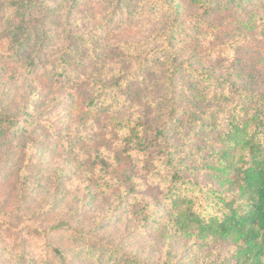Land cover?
I'll return each mask as SVG.
<instances>
[{
  "label": "rangeland",
  "instance_id": "rangeland-1",
  "mask_svg": "<svg viewBox=\"0 0 264 264\" xmlns=\"http://www.w3.org/2000/svg\"><path fill=\"white\" fill-rule=\"evenodd\" d=\"M171 1L179 6L180 29L168 44L162 0H45L48 33L17 55L10 26L18 20L0 7V264H48L52 243L70 255L69 264H121L110 259L115 248L149 264H243L233 242L186 237L162 224L160 182L143 176L134 157L122 162L121 173L104 158L118 157L123 138L92 100L101 93L109 101L118 91L120 118L158 126L167 115L166 66L175 55L177 63L221 76L224 85L264 88L262 16L247 23L257 0L237 10ZM40 16L38 8L30 14L33 23ZM40 43L30 73L26 57ZM188 70H179L176 81L180 105L195 107V123L213 102L198 95L200 80ZM190 86L196 95L185 93ZM198 138L170 135L187 175L218 187L220 177L206 167L210 144ZM70 229L87 235L73 241Z\"/></svg>",
  "mask_w": 264,
  "mask_h": 264
},
{
  "label": "trees",
  "instance_id": "trees-1",
  "mask_svg": "<svg viewBox=\"0 0 264 264\" xmlns=\"http://www.w3.org/2000/svg\"><path fill=\"white\" fill-rule=\"evenodd\" d=\"M162 1L165 4L161 9L168 10L170 15L167 28L164 30L166 41L170 44L180 29L178 22L180 11L179 6L173 4L171 0ZM207 1L218 4L222 9L223 7L231 9L233 6L237 10L234 6L245 5L247 1L252 0ZM159 2L161 3V0ZM0 7L7 8L18 20L17 24L10 26L13 33L14 55L23 53L33 45L32 43L42 42L41 39L48 33L46 26L50 13L45 0H4ZM37 8L41 16L33 23L35 19L30 18V14L37 12ZM255 9L262 10L256 13ZM263 11L264 0H257L255 7L248 12L247 23L255 20L258 22L257 17L262 16L260 24L264 26ZM28 18L29 26H22ZM41 46L42 43L38 45L33 56L26 57L28 59L26 68L30 73L34 72L35 60L43 50ZM91 52H94V49ZM68 53L60 55L64 54L63 56L67 57ZM175 57L176 55L174 59H169L166 66L167 115L157 124L158 126L153 127L146 121L144 124H138L137 120L120 118L117 112L124 96L118 91L109 101H105L107 96L101 93L92 100L94 109L104 112L109 123L113 124L123 138L118 142V151L115 152L118 157L113 156L112 152L104 154V158L108 156L106 164L113 172L121 173L122 162L128 157H134L135 166H138L143 176L151 175L152 179L160 182L159 201L167 211L164 213V222H160L167 228H172L176 233L186 237L196 235L200 238L228 240L236 244V257L241 263L264 264V88L237 85L235 82H226L224 85L219 82L221 76L177 63ZM184 67L189 69L190 76L199 78L198 95L213 102V106H210L206 113L201 115V120L197 119L195 123V119L190 115L195 107L181 106L179 100L177 88L179 82L176 81V75ZM191 89L192 86L187 87L185 93L188 96L196 95ZM1 133L0 128V135ZM172 133L180 134L184 140L192 135L209 142V150L205 156L206 167L220 177L218 180L220 186L203 183L187 175V169L183 164L184 154L170 139ZM199 133L202 135L197 136ZM80 138L82 139L81 136ZM156 149L162 152L156 154ZM141 154L142 158H137ZM69 233L73 241L87 235L74 229H70ZM108 252L110 259L120 258L121 264H149L121 253L118 248ZM46 254L52 255L48 264H69L70 255L60 246L50 244L46 247ZM159 264L182 263L166 260Z\"/></svg>",
  "mask_w": 264,
  "mask_h": 264
}]
</instances>
